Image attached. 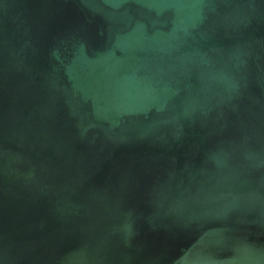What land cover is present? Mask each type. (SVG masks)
Segmentation results:
<instances>
[{"label": "water", "instance_id": "95a60500", "mask_svg": "<svg viewBox=\"0 0 264 264\" xmlns=\"http://www.w3.org/2000/svg\"><path fill=\"white\" fill-rule=\"evenodd\" d=\"M0 264H264V0H0Z\"/></svg>", "mask_w": 264, "mask_h": 264}]
</instances>
